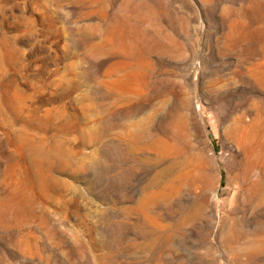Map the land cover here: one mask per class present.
I'll return each mask as SVG.
<instances>
[{
    "label": "rangeland",
    "instance_id": "obj_1",
    "mask_svg": "<svg viewBox=\"0 0 264 264\" xmlns=\"http://www.w3.org/2000/svg\"><path fill=\"white\" fill-rule=\"evenodd\" d=\"M0 264H264V0H0Z\"/></svg>",
    "mask_w": 264,
    "mask_h": 264
},
{
    "label": "bare ground",
    "instance_id": "obj_2",
    "mask_svg": "<svg viewBox=\"0 0 264 264\" xmlns=\"http://www.w3.org/2000/svg\"><path fill=\"white\" fill-rule=\"evenodd\" d=\"M261 121H263V120H261ZM261 121H259V119L256 118L248 125V127L245 125H241L240 127L238 126L239 128L242 129V132H243V130L245 131L244 141H243V139H240V138H238V139H240V141H243V143L244 142L249 143V142L253 141V139H255L259 135V129H260L259 126L263 123V122L260 123ZM239 122H240V120H239ZM240 124H241V122H240ZM235 128L238 129L237 127H235ZM261 128H263V127H261ZM239 144L241 145V142H239Z\"/></svg>",
    "mask_w": 264,
    "mask_h": 264
}]
</instances>
